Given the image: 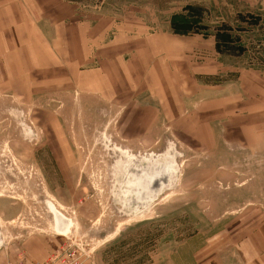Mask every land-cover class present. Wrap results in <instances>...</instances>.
<instances>
[{
	"label": "rangeland",
	"instance_id": "obj_1",
	"mask_svg": "<svg viewBox=\"0 0 264 264\" xmlns=\"http://www.w3.org/2000/svg\"><path fill=\"white\" fill-rule=\"evenodd\" d=\"M63 1L107 39L157 36L176 108L143 130L150 96L112 64L111 103L66 68L0 82V264H247L233 235L264 216V0Z\"/></svg>",
	"mask_w": 264,
	"mask_h": 264
},
{
	"label": "crops",
	"instance_id": "obj_2",
	"mask_svg": "<svg viewBox=\"0 0 264 264\" xmlns=\"http://www.w3.org/2000/svg\"><path fill=\"white\" fill-rule=\"evenodd\" d=\"M96 25L81 21L74 6L63 0H0V82L33 83L38 75L49 71L58 74L66 68L71 81H77L82 92L111 103L115 98L111 89L119 81L111 76L110 67L111 64L116 65L115 71H121L120 87L124 86L130 93L139 88L136 100L150 96L143 108L149 119L141 120L140 123L144 124L143 130L149 129L153 134L158 122L155 116L169 115L167 107L176 108L175 87L170 84L173 82L171 77L164 76L166 85L161 90L156 91L155 87L156 79L161 77L155 61L160 57L162 42L156 40L157 36H151L140 48V42L133 48L132 44L124 40L125 37L107 39L108 32L105 29L104 34L99 35V26ZM190 35L193 33H187V36ZM102 38H105L104 42L98 46L96 42ZM124 47L129 49L125 50ZM168 47L171 55L175 46L171 43ZM112 59H116L115 63ZM140 61L142 66L136 69L135 63ZM139 75L144 76L142 82L139 81ZM242 77L256 81L250 71ZM52 80L54 85L58 84L55 75ZM144 86L148 89L142 91ZM127 101L138 105L130 98ZM259 103L264 111V98ZM130 108L133 107L127 109ZM130 123V120H126L124 125L129 127ZM254 216H249L247 222L238 223L233 243L247 264H264V216L250 221Z\"/></svg>",
	"mask_w": 264,
	"mask_h": 264
},
{
	"label": "water",
	"instance_id": "obj_3",
	"mask_svg": "<svg viewBox=\"0 0 264 264\" xmlns=\"http://www.w3.org/2000/svg\"><path fill=\"white\" fill-rule=\"evenodd\" d=\"M171 170H173V167L171 166V165H169V166H167L166 168H164V169H162V172H166L163 176H161L160 178H157V179H154L153 180V182H154V188H159V186L161 185L160 184V182L161 181H164L165 179H167L168 178V175L170 174V171ZM157 171V170H156ZM160 171V170H159ZM153 175L154 174H152L151 176H149L148 178H149V180L150 179H152V177H153ZM149 180H148V182H149ZM148 182H147V185H148ZM153 188V189H154ZM61 218V217H60ZM64 221L67 223V224H69V226H70V223H69V221H67L66 219H64ZM64 228L66 227V225H62ZM68 230V229H67ZM67 232V231H66ZM66 232H63V233H66Z\"/></svg>",
	"mask_w": 264,
	"mask_h": 264
},
{
	"label": "built area",
	"instance_id": "obj_4",
	"mask_svg": "<svg viewBox=\"0 0 264 264\" xmlns=\"http://www.w3.org/2000/svg\"><path fill=\"white\" fill-rule=\"evenodd\" d=\"M62 262H63L62 258L59 255H56L53 258H51V260L48 263L45 262V263H40V264H61Z\"/></svg>",
	"mask_w": 264,
	"mask_h": 264
},
{
	"label": "flooded vegetation",
	"instance_id": "obj_5",
	"mask_svg": "<svg viewBox=\"0 0 264 264\" xmlns=\"http://www.w3.org/2000/svg\"><path fill=\"white\" fill-rule=\"evenodd\" d=\"M54 211L56 213V216L61 220V222L64 220V218L57 212V209L54 208ZM61 217V218H60ZM64 230V227L63 226H59V231H63Z\"/></svg>",
	"mask_w": 264,
	"mask_h": 264
},
{
	"label": "trees",
	"instance_id": "obj_6",
	"mask_svg": "<svg viewBox=\"0 0 264 264\" xmlns=\"http://www.w3.org/2000/svg\"><path fill=\"white\" fill-rule=\"evenodd\" d=\"M187 29H192V27L189 26V24H187ZM190 30H187V32L189 33Z\"/></svg>",
	"mask_w": 264,
	"mask_h": 264
}]
</instances>
